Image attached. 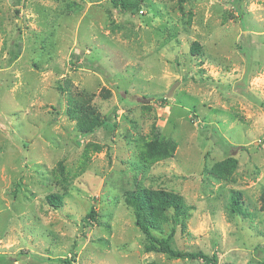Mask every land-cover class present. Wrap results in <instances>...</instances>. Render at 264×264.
Masks as SVG:
<instances>
[{"label":"rangeland","instance_id":"obj_1","mask_svg":"<svg viewBox=\"0 0 264 264\" xmlns=\"http://www.w3.org/2000/svg\"><path fill=\"white\" fill-rule=\"evenodd\" d=\"M146 190L185 201L143 214L172 249L264 264V0H0V264H207L146 250Z\"/></svg>","mask_w":264,"mask_h":264},{"label":"trees","instance_id":"obj_2","mask_svg":"<svg viewBox=\"0 0 264 264\" xmlns=\"http://www.w3.org/2000/svg\"><path fill=\"white\" fill-rule=\"evenodd\" d=\"M114 7H120L124 10L127 9H139L144 4V0H111ZM194 47L197 45L193 44ZM110 118L105 116L101 117L94 108H85L83 112L76 118V128L81 133H91L96 131L105 122L109 121ZM201 129H204L205 124L199 123ZM237 159L230 154L225 160L216 163L210 170L215 177L229 180L232 179L233 172L236 169ZM132 194V193H131ZM129 194V195H131ZM241 194L237 190H230L228 197V210L231 213L245 214L244 208L240 204ZM47 201L52 205L61 204V196L58 194H49ZM133 207L135 211L136 224L146 234L149 239V243L146 245V250H156L163 252L171 257H179L183 259H199L207 264H216L217 253L212 252L208 255L202 251H176L171 248L168 238H156L150 233L149 227L146 223V216L143 215L146 208H153V212L157 214L159 210L173 209L176 215L184 214L187 211L182 196L165 191H137L136 196L133 197ZM159 208V209H157ZM157 209V210H156ZM94 211L91 210L88 213V217L93 215ZM157 217V216H156ZM263 264V263H261Z\"/></svg>","mask_w":264,"mask_h":264},{"label":"water","instance_id":"obj_3","mask_svg":"<svg viewBox=\"0 0 264 264\" xmlns=\"http://www.w3.org/2000/svg\"><path fill=\"white\" fill-rule=\"evenodd\" d=\"M172 88H173V87H172ZM172 88H170V90H169L167 96L171 94Z\"/></svg>","mask_w":264,"mask_h":264}]
</instances>
